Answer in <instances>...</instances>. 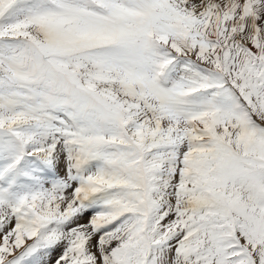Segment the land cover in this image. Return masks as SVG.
Instances as JSON below:
<instances>
[{
    "label": "snow or ice",
    "instance_id": "snow-or-ice-1",
    "mask_svg": "<svg viewBox=\"0 0 264 264\" xmlns=\"http://www.w3.org/2000/svg\"><path fill=\"white\" fill-rule=\"evenodd\" d=\"M0 264H264V0H0Z\"/></svg>",
    "mask_w": 264,
    "mask_h": 264
}]
</instances>
